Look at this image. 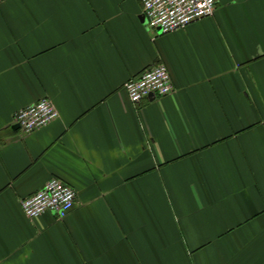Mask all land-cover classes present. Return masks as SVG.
Here are the masks:
<instances>
[{
    "label": "crops",
    "instance_id": "0c3cea01",
    "mask_svg": "<svg viewBox=\"0 0 264 264\" xmlns=\"http://www.w3.org/2000/svg\"><path fill=\"white\" fill-rule=\"evenodd\" d=\"M215 5L162 35L142 0L0 3V264H264V0ZM159 64L174 92L128 101ZM53 178L72 211L28 219Z\"/></svg>",
    "mask_w": 264,
    "mask_h": 264
},
{
    "label": "built area",
    "instance_id": "2783aa9c",
    "mask_svg": "<svg viewBox=\"0 0 264 264\" xmlns=\"http://www.w3.org/2000/svg\"><path fill=\"white\" fill-rule=\"evenodd\" d=\"M5 0H0V3ZM218 0H142L143 21L148 30L162 35L184 30L192 23L213 15ZM128 101L137 105L149 97L164 98L174 92L167 68L155 65L140 76L129 79L123 86ZM58 111L49 99H41L18 110L12 124L19 131L31 134L58 118ZM75 191L58 179L45 182L41 190L20 201L21 211L28 219L45 214L63 220L72 211L76 202Z\"/></svg>",
    "mask_w": 264,
    "mask_h": 264
},
{
    "label": "water",
    "instance_id": "95a60500",
    "mask_svg": "<svg viewBox=\"0 0 264 264\" xmlns=\"http://www.w3.org/2000/svg\"><path fill=\"white\" fill-rule=\"evenodd\" d=\"M19 127L15 126V129H18Z\"/></svg>",
    "mask_w": 264,
    "mask_h": 264
}]
</instances>
